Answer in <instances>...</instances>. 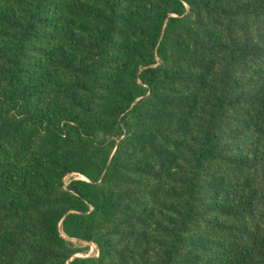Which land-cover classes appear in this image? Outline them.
I'll use <instances>...</instances> for the list:
<instances>
[{"label": "trees", "instance_id": "1", "mask_svg": "<svg viewBox=\"0 0 264 264\" xmlns=\"http://www.w3.org/2000/svg\"><path fill=\"white\" fill-rule=\"evenodd\" d=\"M0 264H264V0H0Z\"/></svg>", "mask_w": 264, "mask_h": 264}, {"label": "rangeland", "instance_id": "2", "mask_svg": "<svg viewBox=\"0 0 264 264\" xmlns=\"http://www.w3.org/2000/svg\"><path fill=\"white\" fill-rule=\"evenodd\" d=\"M78 177H81V176H78ZM72 241L79 247L81 248H85L87 247L86 252L82 251V252H78L76 255H89V254H95V246H93L92 243H89V242H85V241H77L75 239H72Z\"/></svg>", "mask_w": 264, "mask_h": 264}, {"label": "built area", "instance_id": "3", "mask_svg": "<svg viewBox=\"0 0 264 264\" xmlns=\"http://www.w3.org/2000/svg\"><path fill=\"white\" fill-rule=\"evenodd\" d=\"M69 180V175H66L65 177H64V181L65 182H67ZM94 246V245H93ZM95 253H96V249H95Z\"/></svg>", "mask_w": 264, "mask_h": 264}]
</instances>
